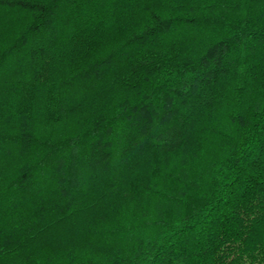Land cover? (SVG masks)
Returning <instances> with one entry per match:
<instances>
[{"label":"trees","instance_id":"obj_1","mask_svg":"<svg viewBox=\"0 0 264 264\" xmlns=\"http://www.w3.org/2000/svg\"><path fill=\"white\" fill-rule=\"evenodd\" d=\"M0 264H264V0H0Z\"/></svg>","mask_w":264,"mask_h":264}]
</instances>
